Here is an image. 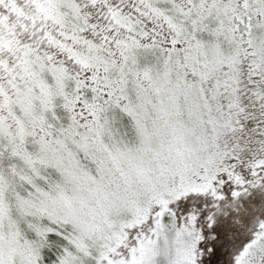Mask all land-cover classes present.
Segmentation results:
<instances>
[{"label":"snow or ice","instance_id":"6c2138e0","mask_svg":"<svg viewBox=\"0 0 264 264\" xmlns=\"http://www.w3.org/2000/svg\"><path fill=\"white\" fill-rule=\"evenodd\" d=\"M0 264H264V0H0Z\"/></svg>","mask_w":264,"mask_h":264}]
</instances>
